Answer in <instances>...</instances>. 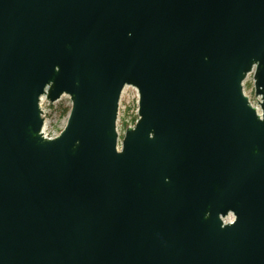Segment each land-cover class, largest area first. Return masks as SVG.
Returning <instances> with one entry per match:
<instances>
[{
    "label": "water",
    "instance_id": "obj_1",
    "mask_svg": "<svg viewBox=\"0 0 264 264\" xmlns=\"http://www.w3.org/2000/svg\"><path fill=\"white\" fill-rule=\"evenodd\" d=\"M0 264H264V0H0Z\"/></svg>",
    "mask_w": 264,
    "mask_h": 264
},
{
    "label": "rangeland",
    "instance_id": "obj_2",
    "mask_svg": "<svg viewBox=\"0 0 264 264\" xmlns=\"http://www.w3.org/2000/svg\"><path fill=\"white\" fill-rule=\"evenodd\" d=\"M253 77H249L244 84V93L254 107H258V98L254 93ZM72 102L68 96H63L58 102L50 104L46 99L41 102L45 114V134L54 138L64 130L68 115L65 111L71 109ZM138 120V93L133 88H127L120 101L118 116V133L123 139L126 129L134 127Z\"/></svg>",
    "mask_w": 264,
    "mask_h": 264
},
{
    "label": "built area",
    "instance_id": "obj_3",
    "mask_svg": "<svg viewBox=\"0 0 264 264\" xmlns=\"http://www.w3.org/2000/svg\"><path fill=\"white\" fill-rule=\"evenodd\" d=\"M251 76L253 77V74L249 75V77H251ZM249 77H248V78H249ZM248 78H247V79H248ZM253 84H254V83H253ZM256 108L258 109V112L260 113L259 107H256ZM43 112H44V111H43ZM44 117H45V114H44ZM43 132H44V131H43ZM44 136H45V138H47V139H53V138L48 137V136L45 134V132H44ZM54 138H55V137H54Z\"/></svg>",
    "mask_w": 264,
    "mask_h": 264
},
{
    "label": "trees",
    "instance_id": "obj_4",
    "mask_svg": "<svg viewBox=\"0 0 264 264\" xmlns=\"http://www.w3.org/2000/svg\"><path fill=\"white\" fill-rule=\"evenodd\" d=\"M70 112V109H68L67 111H65L66 115H68Z\"/></svg>",
    "mask_w": 264,
    "mask_h": 264
}]
</instances>
